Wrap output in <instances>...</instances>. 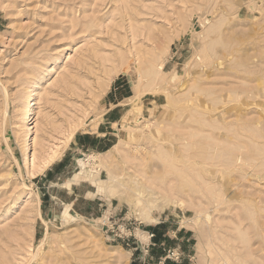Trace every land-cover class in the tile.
Listing matches in <instances>:
<instances>
[{"label":"rangeland","instance_id":"rangeland-1","mask_svg":"<svg viewBox=\"0 0 264 264\" xmlns=\"http://www.w3.org/2000/svg\"><path fill=\"white\" fill-rule=\"evenodd\" d=\"M175 248L264 264V0H0V264Z\"/></svg>","mask_w":264,"mask_h":264},{"label":"built area","instance_id":"built-area-1","mask_svg":"<svg viewBox=\"0 0 264 264\" xmlns=\"http://www.w3.org/2000/svg\"><path fill=\"white\" fill-rule=\"evenodd\" d=\"M99 226L101 230H104L109 235V240L111 242L119 243L124 247H133L132 251H139L143 256H147L149 253V247L152 246L151 240L154 238V234L142 231V234H146L147 242L141 241L136 232L139 228L131 227L130 224L122 222L118 224V221H111L112 217H105L100 219ZM182 256L180 249H168L162 257L157 259V261L147 264H165L167 261L177 263ZM145 264V263H144Z\"/></svg>","mask_w":264,"mask_h":264},{"label":"crops","instance_id":"crops-1","mask_svg":"<svg viewBox=\"0 0 264 264\" xmlns=\"http://www.w3.org/2000/svg\"><path fill=\"white\" fill-rule=\"evenodd\" d=\"M77 197H75L74 198V200L71 202V206H73L74 204H75V202H77ZM153 242V243H152ZM156 243H158L157 242V237H155V235H154V238L151 240V244H152V246H154V247H163V245L162 244H160V246H157V244ZM177 247H179V245H177ZM163 252H164V250H163ZM163 255H160V256H158L157 257V259H159L160 257H162ZM157 259L155 260V261H157ZM165 264H173V262H170V261H167Z\"/></svg>","mask_w":264,"mask_h":264},{"label":"bare ground","instance_id":"bare-ground-1","mask_svg":"<svg viewBox=\"0 0 264 264\" xmlns=\"http://www.w3.org/2000/svg\"><path fill=\"white\" fill-rule=\"evenodd\" d=\"M234 38H235V36H234ZM239 45V44H238ZM233 58V57H232ZM243 95H246V94H243Z\"/></svg>","mask_w":264,"mask_h":264}]
</instances>
